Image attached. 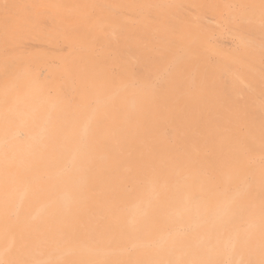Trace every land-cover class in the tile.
I'll return each mask as SVG.
<instances>
[{"label":"rangeland","instance_id":"rangeland-1","mask_svg":"<svg viewBox=\"0 0 264 264\" xmlns=\"http://www.w3.org/2000/svg\"><path fill=\"white\" fill-rule=\"evenodd\" d=\"M0 264H264V0H0Z\"/></svg>","mask_w":264,"mask_h":264}]
</instances>
